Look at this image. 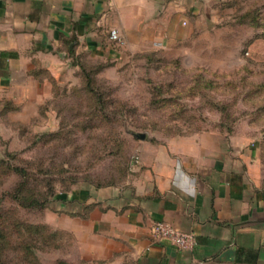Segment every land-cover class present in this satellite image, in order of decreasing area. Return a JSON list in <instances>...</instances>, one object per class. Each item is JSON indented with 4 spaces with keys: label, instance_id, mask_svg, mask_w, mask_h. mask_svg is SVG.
I'll return each instance as SVG.
<instances>
[{
    "label": "crops",
    "instance_id": "0c3cea01",
    "mask_svg": "<svg viewBox=\"0 0 264 264\" xmlns=\"http://www.w3.org/2000/svg\"><path fill=\"white\" fill-rule=\"evenodd\" d=\"M204 1L0 0V101L21 113L24 101L45 97L51 77L70 92L82 86V64L122 65L170 48ZM253 154L221 130L142 135L125 182L66 190L79 264H264V187L252 176ZM157 220L193 232L195 244L155 239Z\"/></svg>",
    "mask_w": 264,
    "mask_h": 264
},
{
    "label": "rangeland",
    "instance_id": "374dc122",
    "mask_svg": "<svg viewBox=\"0 0 264 264\" xmlns=\"http://www.w3.org/2000/svg\"><path fill=\"white\" fill-rule=\"evenodd\" d=\"M182 31L170 48L132 54L122 65L103 62V89L127 104L109 106L119 111L112 122L75 125L78 100L66 107V82L53 77L45 97L24 101L21 113L0 101L2 264H79L66 235V190L125 182L142 135L235 134L253 149L251 173L264 187V0H206ZM164 96L176 99L154 103ZM22 182L21 195L47 197V204L20 203Z\"/></svg>",
    "mask_w": 264,
    "mask_h": 264
},
{
    "label": "trees",
    "instance_id": "16d2710c",
    "mask_svg": "<svg viewBox=\"0 0 264 264\" xmlns=\"http://www.w3.org/2000/svg\"><path fill=\"white\" fill-rule=\"evenodd\" d=\"M82 68V77H83V82H82V86L79 88H73L70 92L66 91V107L68 104V100L69 99H77L78 100V112H76V115H78L79 120L74 122L75 125L78 124H82L84 125L83 129L86 130V125L87 124H94V123H100L102 122V119L104 117V119H109L108 121L112 122L113 120L111 118H116L115 115H118L117 110H109L110 107H112L114 105V107H118L119 110L122 109H126L127 108V104L125 102H120V104H118V100L115 98H112L111 96H109L108 94H106V90L103 89L102 83L98 80V73L104 68V63H100V64H93L91 62L85 63L81 65ZM105 88V87H104ZM177 88V87H176ZM191 88V87H190ZM192 89V88H191ZM170 91H174L177 92V89L175 88H170ZM165 91V90H163ZM160 88L158 89L157 93L159 92H163ZM179 91V90H178ZM160 95V93H159ZM172 96V95H171ZM89 98L91 101L88 105V109H92L91 111H88L87 108H85V99ZM176 99V97H170V96H164L163 98H158V100H154V103H156V101H159L158 105L160 104H165L167 103L166 100L170 101L171 99ZM110 106V107H109ZM169 106V105H168ZM82 108H84L85 110H81ZM110 115V117H106ZM90 116V119L88 120L87 117ZM83 118V119H82ZM99 118V119H97ZM104 121V120H103ZM67 124V122H66ZM16 170H18L19 172H27L25 168H19V167H15ZM27 181L24 180V182ZM121 182L119 181H108V182H95V183H90L92 185H95L97 187H102V186H108V185H114V184H119ZM20 185H22V187L19 189H17L16 193H15V197L16 199L26 205V206H34V205H38L40 207H44L47 202H48V198L44 197L42 199L34 196V195H30V196H25V195H21V191L23 189V186L25 185V183H21ZM67 233H69L68 231H66V235ZM71 234V233H69ZM1 236V234H0ZM28 247V254L33 252V243H31ZM0 264H2L0 262Z\"/></svg>",
    "mask_w": 264,
    "mask_h": 264
},
{
    "label": "built area",
    "instance_id": "2783aa9c",
    "mask_svg": "<svg viewBox=\"0 0 264 264\" xmlns=\"http://www.w3.org/2000/svg\"><path fill=\"white\" fill-rule=\"evenodd\" d=\"M110 33L112 39L118 42L122 41L117 29H112ZM151 233L155 239L168 241L181 249L192 247L195 244V235L193 232L181 230L169 221H154L151 227Z\"/></svg>",
    "mask_w": 264,
    "mask_h": 264
}]
</instances>
